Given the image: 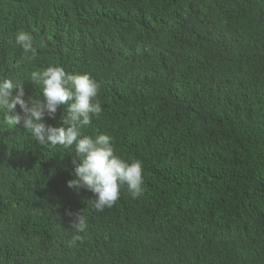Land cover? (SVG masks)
I'll return each instance as SVG.
<instances>
[{
	"label": "trees",
	"instance_id": "trees-1",
	"mask_svg": "<svg viewBox=\"0 0 264 264\" xmlns=\"http://www.w3.org/2000/svg\"><path fill=\"white\" fill-rule=\"evenodd\" d=\"M50 65L99 84L85 134L142 162L143 195L97 213L71 154L0 132V264H264V0H0V76L27 101Z\"/></svg>",
	"mask_w": 264,
	"mask_h": 264
},
{
	"label": "clouds",
	"instance_id": "clouds-1",
	"mask_svg": "<svg viewBox=\"0 0 264 264\" xmlns=\"http://www.w3.org/2000/svg\"><path fill=\"white\" fill-rule=\"evenodd\" d=\"M34 40L33 35L24 30L14 36V44L28 61L36 57ZM26 81L39 87V98L26 101L22 82L0 76V132L14 130L20 125L36 145L59 148L71 154L75 179L68 181L67 186L77 193L81 189L91 192L95 199L89 204L97 213L111 208L125 186L133 199L143 195L142 162L128 161L117 155L108 135L85 134L93 118L99 119L103 111L98 99L100 86L90 75L70 74L61 66L50 65L29 72ZM61 105L66 106V116L61 118L63 126L46 124V117L54 119ZM87 227L84 212L75 214L72 223L75 235L68 241V247L83 241Z\"/></svg>",
	"mask_w": 264,
	"mask_h": 264
}]
</instances>
